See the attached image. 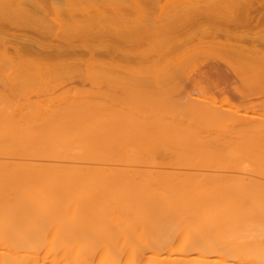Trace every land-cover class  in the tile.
<instances>
[{
    "label": "bare ground",
    "instance_id": "1",
    "mask_svg": "<svg viewBox=\"0 0 264 264\" xmlns=\"http://www.w3.org/2000/svg\"><path fill=\"white\" fill-rule=\"evenodd\" d=\"M262 24L264 0H0V264H264ZM219 36L201 86L242 106L168 91ZM57 77L82 87L23 90Z\"/></svg>",
    "mask_w": 264,
    "mask_h": 264
},
{
    "label": "rangeland",
    "instance_id": "2",
    "mask_svg": "<svg viewBox=\"0 0 264 264\" xmlns=\"http://www.w3.org/2000/svg\"><path fill=\"white\" fill-rule=\"evenodd\" d=\"M143 11V10H142ZM139 12H141V11H139ZM143 13V12H142ZM142 13H140V14H142ZM264 25L262 24V26L260 25V29H261V31H263L264 32V27H263ZM259 29V30H260ZM180 33V32H179ZM177 34L178 35V37H179V35L180 34ZM262 33V32H261ZM184 35H185V33H184ZM182 36H183V33H182ZM181 36V37H182ZM186 36V35H185ZM184 36V37H185ZM183 38V37H182ZM218 38V40L217 39H215V43H213V44H211V43H205V46L203 45V46H201V47H195L194 48V50H193V48L188 52V53H186L185 51V53H183L184 54V56L182 55V57H183V60H184V62L186 61L187 62V64L189 65V62H193V60H194V62H196L199 58H200V60L202 59V57L201 56H203L205 59H207L206 57H208V59L207 60H210V58L214 55V57L215 56H217L218 54L220 55V53H221V51H222V49H223V45H222V43L224 44V42L226 41L225 40V38L223 37V36H219V37H217ZM222 38V39H221ZM219 39H221V41L219 40ZM223 40V41H222ZM217 41V42H216ZM213 42V41H212ZM209 44L210 45H212V46H209ZM224 45H226V42H225V44ZM146 46V45H145ZM207 46H209L208 48H206ZM197 48H198V50H197ZM200 48V49H199ZM206 48V49H205ZM202 49V50H201ZM194 52V53H192V52ZM197 51V52H196ZM203 51V52H202ZM191 52V53H190ZM210 52V53H209ZM218 52V53H217ZM220 52V53H219ZM201 53H202V55H201ZM217 53V54H216ZM185 56H186V58L188 59V61H187V59L185 58ZM200 56V57H199ZM182 57L180 58V59H182ZM190 57H191V59H190ZM193 57H196L197 58V60H195ZM190 60H192V61H190ZM200 60H198L199 61V63H198V61H197V63H198V65H197V63L195 64V63H192V67L190 68V66H189V69H191V71L189 70V72L188 73H190V72H193V73H191V74H188L190 77H191V79L190 80H192V78L194 79V82L193 83H196V82H198L199 84H197V86H192V85H190V84H187L188 86H186V87H184L185 89L183 90V88H180V90L182 89L183 90V93H182V90H181V92H179L180 90H178V92H177V90H175V88L173 87V88H168V91L170 90V92L172 91L173 92V95H175V94H179V97H181V98H183L184 96L186 97V95L187 94H189V96H192V97H201V98H205V99H207V100H212V102H214V103H216V102H218V104H220L221 102L223 103V102H225V100H227V98H228V96H229V98L232 96L230 93H228V94H224L223 92L224 91H221L220 90V93H218L217 92V90L219 89V87H216L215 88V91L217 92V94H215L216 96H214L213 95V93H215L214 92V89H213V93H212V90H211V92H210V89L208 90L207 89V92L205 91L204 92V90H206L204 87H206V86H208V85H210L211 83H208L207 81H206V79L204 78V77H202L201 76V74L199 73V72H203V70L205 71L206 69H204L203 68V66L201 65V63H200ZM212 60V59H211ZM186 64V63H185ZM201 65V66H200ZM136 66H138L137 65V63H135V65L133 66V69L136 67ZM141 68H142V66L143 65H139ZM139 68V67H138ZM195 68V69H194ZM136 69H137V67H136ZM225 69V68H224ZM193 76V77H192ZM208 78V77H207ZM201 79V80H200ZM205 81H204V80ZM234 79V78H233ZM236 79H234V81H235ZM0 81L2 82H4V78H3V76H0ZM204 81V82H203ZM211 80H209V82H210ZM232 82L231 83H233L234 84V81L233 80H231ZM237 81V80H236ZM215 82V81H214ZM214 82H213V84H211V86H213L214 85ZM187 83H189V82H187ZM193 83H191V84H193ZM215 83H217V82H215ZM219 83V82H218ZM217 83V84H218ZM236 84H231V87H237L238 88V86L239 85H242V84H240L239 82H238V84H237V82H235ZM201 84H205V85H202L201 86ZM216 84V85H217ZM222 84V83H221ZM221 84L220 85H218V86H221ZM73 85H77V86H79V87H82V84L81 83H79V82H69V81H67L66 80V78L65 77H57L56 79H53L48 85H40V86H34V87H32V88H26V89H23V90H25V91H29L28 93L30 94V91H31V96L32 95H34L33 96V98L35 97V95L36 94H34V93H36L37 92V89L33 92V89H35V88H43L44 86L45 87H55L56 89V92H58V93H62V92H65V91H67V89H68V87H71V86H73ZM198 85H199V87H198ZM0 86H1V83H0ZM90 85H89V83H84V88H87V87H89ZM191 86V87H190ZM204 86V87H203ZM215 86V85H214ZM246 85H244V86H241V88L244 90L245 88H247V86L245 87ZM44 87V88H45ZM161 87V86H160ZM201 87H203L202 89H201ZM210 86H208V87H206V88H209ZM230 87V88H231ZM243 87H245V88H243ZM157 88L158 87H156V88H154L153 89V91H152V94H157L158 96H159V94L161 95V96H163V97H160L161 99L162 98H164V96H166L164 93H163V91L161 92V89L163 90L164 88L162 87L161 89L159 88V90H157ZM212 88H214V87H212ZM221 88V87H220ZM239 88H240V86H239ZM29 89V90H28ZM156 89V90H155ZM176 89H179V88H176ZM187 89H188V91H187ZM248 89V88H247ZM250 89V88H249ZM167 90V89H166ZM165 90V91H166ZM174 90V91H173ZM202 90V91H201ZM230 90V89H229ZM246 90V89H245ZM164 91V92H165ZM168 91H167V94H169L168 93ZM171 92V93H172ZM186 92V93H185ZM226 92V91H225ZM33 93V94H32ZM210 93V94H209ZM228 95V96H227ZM227 96V97H226ZM236 96V95H235ZM264 94L263 95H261V93H260V97H259V95L258 94H254V95H252V96H250L251 97V99H250V101H253L252 99H254V102H258V99H259V102H261L262 101V98H263V102H264ZM168 97H170V96H168ZM175 97V96H174ZM178 97V98H179ZM187 97H188V95H187ZM224 97H226V99L224 98ZM254 97V98H253ZM262 97V98H261ZM166 98H167V96H166ZM173 98V97H172ZM176 98V97H175ZM216 98H218V100L216 99ZM216 99V100H215ZM235 99V100H234ZM257 99V100H256ZM233 103H237V104H239L238 106H242V104L245 102V101H242V100H240V102H239V100L237 101V99H236V97H233L232 96V99H230ZM227 101H229V99L227 100ZM231 101H229V102H231ZM229 104V103H228ZM228 104L227 103H224L223 105L224 106H228ZM236 104V105H237ZM245 105V104H244ZM242 108V107H241ZM245 109H242V111L241 112H243ZM250 111V110H249Z\"/></svg>",
    "mask_w": 264,
    "mask_h": 264
}]
</instances>
